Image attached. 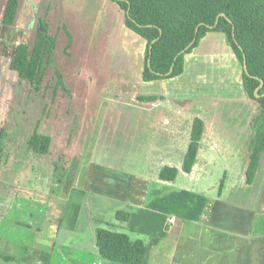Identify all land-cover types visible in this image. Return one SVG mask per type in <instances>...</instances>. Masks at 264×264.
<instances>
[{"label":"rangeland","instance_id":"374dc122","mask_svg":"<svg viewBox=\"0 0 264 264\" xmlns=\"http://www.w3.org/2000/svg\"><path fill=\"white\" fill-rule=\"evenodd\" d=\"M6 4L0 0V231L7 225L9 234L35 238L45 219L73 226L77 218L75 232L59 231L51 263L102 264L92 253V228L101 219L113 228L121 200H138L159 167L182 166L196 118L205 124L197 154L204 171L199 178L179 173L160 188L168 196L160 207L185 217L223 186V200L257 197L264 209V153L256 183L247 179L264 108L247 94L242 61L225 34L207 32L184 54L182 74L146 81L148 42L126 26L115 1L20 0L11 26L2 22ZM40 20L57 44L36 87L10 61L20 43L33 46ZM35 132L51 137L48 153L31 147ZM179 189L189 193L177 195ZM97 254L105 264H122Z\"/></svg>","mask_w":264,"mask_h":264},{"label":"trees","instance_id":"16d2710c","mask_svg":"<svg viewBox=\"0 0 264 264\" xmlns=\"http://www.w3.org/2000/svg\"><path fill=\"white\" fill-rule=\"evenodd\" d=\"M125 10L126 26L145 38L146 67L143 78L146 81L163 77H174L184 71V54L191 52L198 46L200 39L207 32L217 31L226 35L234 53L243 61V53L247 56V74L243 69L245 90L252 98L257 99L264 108V95L255 97V89L260 85L257 76L264 80V0H113ZM20 0H7L2 17L5 25L15 23ZM129 10L130 15H127ZM225 12L227 17L220 16L217 25H213L217 17ZM233 25L239 45L233 38ZM199 27L198 33L196 28ZM162 31V32H161ZM69 36L71 34L68 32ZM197 36L196 41L175 60V56L186 48ZM158 38L152 46L151 66L147 65L149 48L152 41ZM57 36L50 33L48 22H38L34 44L30 47L20 43L10 61V68L16 71L21 79H27L38 87L49 66L54 64V53ZM174 63L173 72L165 75ZM243 65V63H242ZM161 73V74H159ZM62 83V77L58 72ZM264 94V85L258 90ZM204 121L194 120L191 140L182 163V170L190 173L196 161L200 140L204 131ZM30 145L35 152L48 153L51 137L35 132L30 139ZM264 151V129L254 144L247 171L248 182L256 177L261 155ZM179 173L176 166L165 165L159 172L163 181H174ZM118 220H126L130 213L125 210L116 212ZM94 241L98 253L105 259L122 264H145L148 246L142 238H132L128 233L97 227L94 230ZM5 261L14 260L0 254ZM53 255L49 251H42L34 264H51Z\"/></svg>","mask_w":264,"mask_h":264},{"label":"crops","instance_id":"0c3cea01","mask_svg":"<svg viewBox=\"0 0 264 264\" xmlns=\"http://www.w3.org/2000/svg\"><path fill=\"white\" fill-rule=\"evenodd\" d=\"M176 167L179 173L184 172L199 178L204 171L205 163L202 165L197 157L190 173L183 171L179 164ZM160 169L161 167L156 171L158 178L150 180L149 187L140 193L138 200L133 199L129 194L121 200V206L115 211V217L119 210L129 212L130 217L126 220L115 218V221L110 223L112 230L117 227L116 231L128 233L132 238L145 240L148 246L145 264H258L260 262V257L264 256L262 251L264 249V219L258 215L261 216L264 209L258 208L259 198L256 197L255 200L251 197L248 203L229 202L221 198L222 186L219 196L209 199L201 197V200L199 199L202 202L201 208L194 212L188 210L185 217H178L167 208L160 207V203L168 197L165 193L160 194V188L164 190V186L168 188L172 182L159 178ZM183 191L189 193L188 190ZM183 191L179 189L177 195H182ZM257 192L261 194L262 202V192ZM76 209H78L77 212L80 211L79 208ZM77 212H73V216H76ZM237 214L241 216L236 217ZM232 218H237V222ZM64 222H66L65 225ZM99 223L101 225L98 226L107 227L104 219H101ZM16 224H19V220ZM41 225L37 229L35 238L29 237L25 232L19 234V237L11 232L9 234L11 227L7 225L0 231V254L14 259L7 262L34 264L42 251H49L53 255L54 246L60 236L59 231L68 229L69 232H75L78 220L75 218L72 226L69 219L59 223L51 218L45 219ZM94 229L92 228L93 241ZM24 239H28L29 244H26ZM93 241H91L92 253L95 252V259L98 261L95 263L105 264L106 262H101ZM258 247H260L259 253L255 249ZM81 251L87 254L88 249Z\"/></svg>","mask_w":264,"mask_h":264},{"label":"water","instance_id":"95a60500","mask_svg":"<svg viewBox=\"0 0 264 264\" xmlns=\"http://www.w3.org/2000/svg\"><path fill=\"white\" fill-rule=\"evenodd\" d=\"M127 15H128V16L130 15L129 10L127 11ZM220 16H225V17H226V18L232 23V20H231L229 17H227L226 13H225V12H222V13L217 17L216 22H215L213 25H208V27H209V28H214V27L217 25ZM199 27H200V26H197V28H196V33H198V31H199ZM161 32H162V31H161ZM232 35H233V38H234V40L236 41V43L239 45V43H238V41H237V39H236V35H235V25H233V33H232ZM157 39H158V38H155V39L152 41V43H151V45H150V48H149V57H148V59H147V65H148L149 67L151 66L152 46H153V43H154ZM196 39H197V36L194 37L193 41H192V42H191L186 48H184L183 50H181V51L175 56V60L177 59V57H178L180 54L185 53V52H186V51L192 46V44L196 41ZM239 47H240V49L243 51L242 46L239 45ZM242 63H243V69H244V71H245L247 74H250V73H249V70H248V64H247V56H246L245 53H243V61H242ZM173 69H174V63L172 64V66H171V68L169 69V71H168L167 73H165V75H170V74L173 72ZM159 74H161V73H159ZM253 77H256L258 80H260V85L255 89V97H256V98H260V97L263 96L264 94H260V93L258 92V90L264 85V80L261 79V78H259V77H257V76H253Z\"/></svg>","mask_w":264,"mask_h":264}]
</instances>
